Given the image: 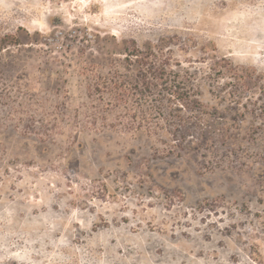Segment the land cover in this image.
<instances>
[{"label":"rangeland","instance_id":"obj_1","mask_svg":"<svg viewBox=\"0 0 264 264\" xmlns=\"http://www.w3.org/2000/svg\"><path fill=\"white\" fill-rule=\"evenodd\" d=\"M256 255L264 0H0V264Z\"/></svg>","mask_w":264,"mask_h":264},{"label":"trees","instance_id":"obj_2","mask_svg":"<svg viewBox=\"0 0 264 264\" xmlns=\"http://www.w3.org/2000/svg\"><path fill=\"white\" fill-rule=\"evenodd\" d=\"M130 55H133V53H130ZM160 83L163 85L167 82H169V79L163 78L162 77H158L157 78ZM162 81V82H161ZM166 87V86H165ZM167 92L170 93L172 96L180 99L181 101H185V98H184V95H183V92H181L182 90L174 85H170L169 88H166ZM247 264H264V259L262 258V256L260 255H256L254 257L251 258V262L250 263H247Z\"/></svg>","mask_w":264,"mask_h":264}]
</instances>
